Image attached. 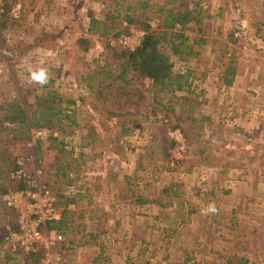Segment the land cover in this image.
Listing matches in <instances>:
<instances>
[{
    "label": "rangeland",
    "instance_id": "1",
    "mask_svg": "<svg viewBox=\"0 0 264 264\" xmlns=\"http://www.w3.org/2000/svg\"><path fill=\"white\" fill-rule=\"evenodd\" d=\"M142 1H5L0 16V100L4 96L16 98L28 106L51 88L75 99L83 117L81 125L70 132L28 126L21 137L16 124L5 122L9 129L0 131V151L11 159L10 165H5L6 174L16 169L19 157L29 159L23 164L25 175L35 176L57 201L59 216L48 222L46 229L63 234L69 244L64 255L70 264H222L221 252L245 255L250 258L249 264H264V205L262 209L257 204L258 192L247 198L248 180L256 172L243 168L227 170L225 165L217 170L218 156L206 162L207 147L217 153L218 144L220 161L225 160V134L240 131L233 129L226 116H234L235 112L236 125L240 114L247 112L241 103L234 112L226 101L204 106L207 97L202 87L204 82H242L244 68L257 62L253 49L264 55L263 38H258L264 35V0H189L199 2L203 13L198 25L190 22L184 30L190 55L180 60L171 54L168 44L162 46L170 55L175 72H190L188 80L194 91L181 93L189 100L180 97L181 103L173 99L168 108L160 107L161 120L166 116L162 123L145 121L144 116L150 114L152 107V93L143 91L141 103L130 107L128 115L108 118L111 130H104L101 125L99 131L97 123L103 116L92 110L88 101L92 99L90 90L101 78L100 66L108 63L105 69H111L112 77L116 75L118 65L110 57V48L132 50L145 33L143 26L128 22L124 16L129 14L156 30L164 21L165 14L159 11L163 0H146L149 7L145 11ZM13 7L19 10L18 19L11 15ZM109 14L117 18L108 22V33L101 35L102 28H96L95 33L88 31L90 16L100 20ZM27 22L31 24L29 30L24 29ZM44 32L49 34L44 36ZM116 32L120 33L115 36ZM236 52L247 54L238 58ZM66 61L67 75L60 65ZM263 63L264 58H260L258 65ZM141 81L135 78L134 85L144 90L147 82ZM214 91H209L212 98L219 94L216 88ZM262 96L263 92L254 95L256 100ZM260 105L259 102L249 108L247 115L264 119V107ZM183 106L192 107L190 112L198 119L207 113L212 118L197 125L187 120L185 132L180 126H173L178 122L175 117L169 122L172 113L177 117L186 112ZM218 112L225 114V120H217ZM85 123L97 131L95 136L88 134ZM122 127L129 132L116 137ZM39 129L44 130L41 140L31 136L32 130ZM92 140L95 147L80 146ZM102 146L110 147L109 152L100 153ZM8 177L23 186L9 188L0 197L2 236L9 229H19L18 214L6 205L3 195L28 186L25 177ZM237 181H242L240 186ZM4 182L0 180V187ZM260 194L264 195V188ZM257 208L263 213L256 212ZM61 216L65 225L58 223ZM52 225L55 226L50 228ZM6 246L2 244V252Z\"/></svg>",
    "mask_w": 264,
    "mask_h": 264
},
{
    "label": "trees",
    "instance_id": "2",
    "mask_svg": "<svg viewBox=\"0 0 264 264\" xmlns=\"http://www.w3.org/2000/svg\"><path fill=\"white\" fill-rule=\"evenodd\" d=\"M140 3H142L144 11L149 7V3H147L146 0ZM9 5H6V14L9 13ZM159 11L162 14H165V16L163 18V23L157 30L150 28V25L144 23V21L140 22L135 20L129 14L124 16V19L128 20V22L139 24L143 26V29L145 30L144 35L141 37L140 44L134 49L127 50L119 46L112 48L108 46L111 51L110 57L112 56L118 65V73L112 77L111 69H105L109 64L103 63L100 66V71H98L101 78L96 88L90 90L92 99L88 101V105L91 109L93 108L92 110L95 111L98 110L99 115L103 116V121L101 120L97 123L99 131L101 125L104 130H111L108 118L128 115L130 107L136 103H141L143 91L152 93V107L150 109V114H146L144 119L145 121L149 120L158 123H162L166 117L163 116V120H161L159 112H162V110L160 107L163 109L168 108L169 105L167 104L173 99H177V104L181 103L178 102L180 97H182L183 101L189 100V98H186L187 96L185 94L181 93H192V91H194L192 88V82L188 80L190 72H175L172 67L173 65L170 55L162 49V46L168 44V49L171 51V54L179 57L180 60L186 59V57L190 55L191 48L186 44L187 35L184 33V30L190 22L198 25L202 21V7L197 1L163 0ZM116 18L117 16L114 17V14H109V16L106 15L105 18L100 20L95 18L94 15L90 16L88 31L95 33L96 28H102L103 32L101 35H104L108 33V22H113ZM126 31H128V28ZM47 33L49 34V32H44L42 35L45 36ZM119 33L120 32H116L115 36ZM104 60L106 61L105 58ZM137 77L142 80L141 83L144 84L147 82V87H145L144 90L140 89L137 85H134V79ZM47 86L48 84L45 83V87ZM82 100L84 101L83 98ZM185 104L186 102L183 103V105ZM98 105L100 106L98 107ZM183 107L184 111L187 113L183 112L177 117L172 113L169 122L172 121V117H175L178 122L173 126H180L185 132L187 131L188 126L187 120H191L192 123L197 125L198 122L203 124L201 120L207 121L210 118L209 116H204L202 119H198L190 112L192 107L189 109L185 106ZM79 109V104L75 99L64 97L61 93H58L57 90L51 88L47 89L45 95L37 96L34 102L30 103L28 106H23L18 100H16V98L10 99L4 96L3 99L0 100V131L7 130L8 127L4 126V123L9 122L11 124H16L15 129L20 130V137L27 133L28 126H46L52 131L70 132L71 128L78 127L82 123L81 120L83 117L81 116V111ZM141 113H144V111ZM91 117L94 118V115ZM85 125L87 127L89 126L87 123H85ZM88 128V134L90 136H95L97 134V131H93L91 127ZM127 132H129V129L126 130V128L122 127L120 133L116 137H120L123 133ZM80 135V140L82 141L84 134L81 133ZM51 139L54 141L57 140L56 136H51ZM94 141L95 140L88 141L87 143L80 144V146L84 148L85 145H94ZM109 149L110 147L102 146L101 151L100 149L98 151H100V153L109 152ZM4 153L6 152H3V150L0 151V180L5 181L0 187V197L2 196V193L9 188H19L23 186L21 182L9 180L8 174H6L8 170L5 171V165L8 163L10 165L11 159L8 157V154L6 156L3 155ZM68 180L67 184L70 185L72 179L69 178ZM5 210L8 211L6 208ZM60 215H62V213H60ZM62 217L63 216L59 218L58 223L65 225L66 220ZM13 224L14 223H12V225ZM54 226L55 225H52L50 228ZM2 244H6L8 250L6 249V251L2 252ZM0 254V264H33L39 257L36 252H24L20 249L13 251L10 248L8 241L1 233ZM101 257L102 251L96 258V261L101 262ZM219 257L221 258L222 264H249L250 260V258L245 255L227 254L224 252L219 253Z\"/></svg>",
    "mask_w": 264,
    "mask_h": 264
},
{
    "label": "crops",
    "instance_id": "3",
    "mask_svg": "<svg viewBox=\"0 0 264 264\" xmlns=\"http://www.w3.org/2000/svg\"><path fill=\"white\" fill-rule=\"evenodd\" d=\"M254 6L256 7V4ZM25 25L28 27L24 26V29L29 30L31 26L30 22L29 23L27 22ZM261 37L263 38V44H264V35H261L258 38ZM254 49H253V53L255 56L253 59H257V62H253L255 66L249 65L244 68V73H242L244 74V79L242 82L235 81L229 85L226 84L211 85V83L209 82H204L206 83L204 85L202 84V87L205 88L203 91L206 92V97H207V99L204 102V106H212L211 103H216V102L223 104V102L226 101L228 105L229 104L231 105V108L233 109L234 112L236 111V108L237 110H239L240 109L239 106L242 104L241 107H244L243 111L247 113H241V114L239 113V114L243 117H247V116L249 117L248 119H244L240 116V121L238 122V124L234 125V120L237 118V114H235L234 112V116H230L229 118H227L228 116H226V120L227 121L229 120L231 122L233 129L236 130L238 129L243 133H241L240 131L237 134L231 132L230 136H227V134H225L224 144L225 147H228L227 150L224 152L225 160L220 161V159H222V156L220 155L221 154L220 144L217 145V153L213 151H209L210 147H207L206 162H211L210 159H213L214 157L218 156V158H216V164H215L216 166H218L217 170L223 168L225 165L227 170L236 171L240 168H243L244 171L250 170L251 172H256L255 173L256 176L250 177V179H252L251 180L252 184H250V179L248 180L247 192L249 195L247 196V198L250 199L251 196H253L256 192H258L259 202H257V204L259 203V206L263 209L262 205H264V195H261L260 193H262V188H264V119L257 120L256 115L253 114L247 115L250 111L249 108H251L255 104H258L259 102L261 103L259 107L260 108L264 107V96H262V99L259 100H256V98L254 97V95L255 94L258 95L259 92L264 93V63L258 65V62H260V58H264V55L255 52ZM235 54L236 57L241 58L245 56L247 52H245V54H243V52H236ZM60 65H62L63 67L62 70L67 75L68 74L67 67L69 66L68 62L66 61V63H64V66L63 64ZM65 67L67 69L66 71L64 70ZM59 69L60 68L58 67V70ZM214 88L218 90L219 94L215 95L212 98V96H210L209 94V91H212V89L214 91ZM234 98H238V99H234ZM234 103H239V104L233 106ZM207 115L210 117V119L212 118L210 113H207ZM224 115L218 112L219 118L217 120L219 119L225 120ZM98 116L99 115H97V117ZM248 120L250 121L248 122ZM208 138L209 136L206 135V139ZM219 138H220V134H217L216 139L219 140ZM202 151L204 152V149ZM260 176L263 177L260 178ZM242 178L243 177H240V179L243 181ZM242 181H237L236 182L237 186H240ZM220 185H224V184L221 183ZM252 193L254 194L252 195ZM240 201H241L240 198H238V203ZM260 203L262 204L260 205ZM258 211H261L263 213V210L259 208L256 209V212Z\"/></svg>",
    "mask_w": 264,
    "mask_h": 264
},
{
    "label": "built area",
    "instance_id": "4",
    "mask_svg": "<svg viewBox=\"0 0 264 264\" xmlns=\"http://www.w3.org/2000/svg\"><path fill=\"white\" fill-rule=\"evenodd\" d=\"M5 1L9 0H0V16L4 11ZM11 15L16 19L19 18L17 7L11 9ZM31 133L34 139L44 138V130H32ZM27 159L19 157L16 160V169L8 174L18 180L25 177L28 186L24 189L9 190L3 195L6 205L17 212L19 223V229L7 230L4 238L13 251L20 249L24 252L38 253L39 257L33 264H70L69 259L64 255L69 244L65 243L63 234L46 229V224L59 216L56 199L50 190L39 185L35 176L25 175L23 164ZM38 173L39 171L36 172Z\"/></svg>",
    "mask_w": 264,
    "mask_h": 264
}]
</instances>
